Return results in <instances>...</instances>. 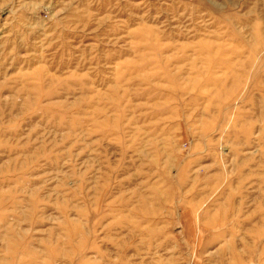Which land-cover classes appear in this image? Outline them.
<instances>
[{
	"label": "rangeland",
	"instance_id": "rangeland-1",
	"mask_svg": "<svg viewBox=\"0 0 264 264\" xmlns=\"http://www.w3.org/2000/svg\"><path fill=\"white\" fill-rule=\"evenodd\" d=\"M0 264H264V0H0Z\"/></svg>",
	"mask_w": 264,
	"mask_h": 264
}]
</instances>
